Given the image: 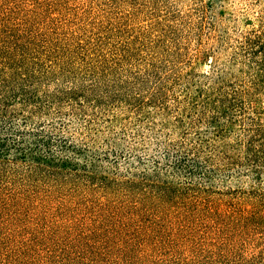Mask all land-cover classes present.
I'll return each instance as SVG.
<instances>
[{"label":"trees","instance_id":"1","mask_svg":"<svg viewBox=\"0 0 264 264\" xmlns=\"http://www.w3.org/2000/svg\"><path fill=\"white\" fill-rule=\"evenodd\" d=\"M81 1L89 2L0 0V264H264V107L255 104L264 102V30L246 38L245 86L171 78L183 84L182 96L174 94L178 140L162 144L151 171L130 153L121 174L117 160L106 170L92 147L38 127L63 96L73 111L103 107L105 98L118 100L112 85L124 83L113 77L129 44L108 58L91 30L63 32L56 47L40 39L51 10L65 30L68 3ZM71 60L88 82L50 90ZM162 80L159 93H168L170 80ZM167 95L158 106L165 112ZM139 97L120 102L144 112ZM235 126L244 134L231 139ZM242 166L254 178L250 188L215 186Z\"/></svg>","mask_w":264,"mask_h":264},{"label":"rangeland","instance_id":"2","mask_svg":"<svg viewBox=\"0 0 264 264\" xmlns=\"http://www.w3.org/2000/svg\"><path fill=\"white\" fill-rule=\"evenodd\" d=\"M88 1L68 3L72 11H67L71 14L67 15L69 22L65 30L58 27L61 18L57 17V10H51L47 17L51 15L54 20L43 26L45 29L40 31L43 33L40 39H46L56 47L63 44V32L91 30L106 43L103 52L108 58L115 56L112 53L114 49L122 50L129 44L131 56H127L113 77L122 79L124 83L116 82L110 88L111 92H117L118 100L105 98L100 104L103 107L73 111L63 96L61 102L50 105L48 114L40 118L45 122H40L38 127L53 136H66L75 143L92 147L102 159L105 157L106 170L115 168L112 163L117 160V170L121 174L126 173V161L129 154L134 153L144 159L146 170L151 171V160L162 157V144L178 140L174 135V94L182 96L183 84L171 82V78L187 73L186 76L190 75L195 84H214L222 78L236 87L245 86L241 82L247 81L249 74L246 38L264 30V0H116L114 4L107 0ZM133 7L137 11L130 16ZM60 9V14H63V6ZM152 18L161 24L153 25ZM43 46L47 44L43 43ZM50 54L54 56L56 50ZM162 78L170 80L168 93L165 90L159 93ZM85 79L79 66L71 60L59 80L52 82L49 88H68L76 83H87ZM103 89H96V93L102 94ZM136 94L140 97L134 102L138 105L146 102L144 112L134 109L133 104L129 106L120 102ZM165 94H168V112L158 107ZM255 104L264 107L263 101L258 100ZM248 113L252 114V111ZM90 121H94L92 125ZM234 128L231 139L237 134L243 136L240 126ZM108 146H112L113 151H109ZM129 158L133 164L135 160ZM218 165L224 169L220 162ZM245 169L242 166L231 172H222L215 186L240 191L250 188L254 178L247 175L249 172ZM141 170L140 167L137 172ZM260 186L264 189V170Z\"/></svg>","mask_w":264,"mask_h":264}]
</instances>
